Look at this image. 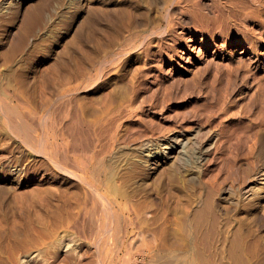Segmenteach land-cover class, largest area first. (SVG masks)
<instances>
[{
	"label": "rangeland",
	"instance_id": "1",
	"mask_svg": "<svg viewBox=\"0 0 264 264\" xmlns=\"http://www.w3.org/2000/svg\"><path fill=\"white\" fill-rule=\"evenodd\" d=\"M0 100V264H72L64 237L88 264H159L190 249L208 189L212 258L238 236L239 263L264 264V0H0ZM174 138L186 165L154 164Z\"/></svg>",
	"mask_w": 264,
	"mask_h": 264
},
{
	"label": "bare ground",
	"instance_id": "2",
	"mask_svg": "<svg viewBox=\"0 0 264 264\" xmlns=\"http://www.w3.org/2000/svg\"><path fill=\"white\" fill-rule=\"evenodd\" d=\"M250 1V0H249ZM262 1V0H261ZM260 3V2H259ZM249 4V3H248ZM238 5H239V3H238ZM252 6V5H251ZM254 6H255V3H254ZM242 7V6H241ZM246 7V6H245ZM258 7V6H257ZM253 8V7H252ZM254 10V9H253ZM258 13V12H257ZM246 45H248V44H246ZM81 70V69H80ZM79 74H81V73H79ZM78 74V75H79ZM83 75H84V73H83ZM90 76V75H89ZM82 79V78H81ZM86 79V78H85ZM92 79V78H91ZM86 82V81H85ZM2 85V84H1ZM2 87V86H1ZM9 87H11V86H9ZM60 87V86H59ZM84 87V86H83ZM7 91H8V89L9 88H5ZM21 89V88H20ZM60 89V88H59ZM62 89V88H61ZM18 90V89H17ZM23 90V89H22ZM70 90V89H69ZM2 91V90H1ZM15 91H16V89H15ZM31 91H34V90H31ZM36 91V90H35ZM58 91V90H57ZM10 92V90L8 91V92H6V91H4V94L6 95L7 93H9ZM17 92V91H16ZM19 92V91H18ZM26 92V91H25ZM12 93H14V91L12 92ZM21 93V92H20ZM9 94H11V92L9 93ZM8 94V95H9ZM17 94V95H16ZM63 94V93H62ZM15 95L16 96H18V93H15ZM13 96H14V94H13ZM15 96V97H16ZM22 97L24 96L23 94L21 95ZM20 96V97H21ZM65 96V95H64ZM3 97V96H2ZM1 97V98H2ZM11 97V96H10ZM19 97V96H18ZM30 97V96H29ZM14 97H12V99H13ZM134 98V97H133ZM4 99V98H3ZM6 99V98H5ZM10 99V98H9ZM22 99V98H21ZM20 99V100H21ZM36 99V98H35ZM16 100V99H15ZM17 100H19V99H17ZM19 100V101H20ZM26 101H28L27 99H25ZM25 100H22V102L23 101H25ZM1 101V100H0ZM3 101V100H2ZM7 101V100H6ZM10 101H11V99H10ZM25 101V102H26ZM5 102V101H4ZM29 102V101H28ZM28 102H27V104H26V106L28 105ZM36 102H37V100H36ZM9 103V102H8ZM12 103V102H11ZM18 103V102H17ZM30 103V102H29ZM46 103H48V102H46ZM46 103H45V105H46ZM19 104V103H18ZM20 104H23V106H24V103H20ZM33 104V103H32ZM38 104V103H37ZM60 104V103H59ZM4 105V104H3ZM2 106V105H1ZM9 106H11V105H9ZM33 106V105H32ZM36 106V105H35ZM118 106V105H117ZM120 106H121V104H120ZM119 106V107H120ZM28 107H31V106H28ZM61 107V106H60ZM131 107V106H130ZM132 107H134V106H132ZM35 108V107H34ZM33 108V111L34 110H36V109H34ZM39 108V107H38ZM56 108V107H55ZM138 108H139V106H138ZM4 109H6V110H8V113H11V112H13V111H11V112H9V109L7 108V107H4ZM16 109V108H15ZM52 109V108H51ZM58 109V108H57ZM56 109V110H57ZM119 109V108H118ZM127 109H128V107H127ZM134 109V108H133ZM6 110H5V114H6V118L8 119H6L7 120V122L12 126L11 128L13 129V131H14V128L15 129H18V131L21 129L20 127H22V129H24L25 130V135L27 136V135H29V130H30V127H29V123L28 124H21V123H19V124H21V125H19L18 123H17V121L15 122L14 120H15V116L14 117H11L10 115H8L7 114V112H6ZM20 110V109H19ZM25 110V109H24ZM23 110V111H24ZM44 110V109H43ZM42 110V111H43ZM56 110H55V112H56ZM115 110V109H114ZM124 110V109H123ZM29 111L31 112V110H30V108H29ZM58 111H59V109H58ZM108 111V110H107ZM117 111V110H116ZM35 112H37V111H35ZM35 112H33V113H35ZM40 112V111H39ZM60 112V111H59ZM121 112V111H120ZM13 113H15V111L13 112ZM19 113V112H18ZM28 113V112H27ZM32 113V112H31ZM15 114H17V113H15ZM29 114V113H28ZM36 114H38V113H36ZM61 114V113H60ZM117 114V113H116ZM121 114H122V112H121ZM18 115V114H17ZM22 115V114H21ZM20 115V116H21ZM41 115V114H40ZM59 115V114H58ZM58 115H56V116H58ZM75 115H77V114H75ZM19 116V115H18ZM117 116V115H116ZM138 116V115H137ZM27 117V116H26ZM30 117V116H29ZM34 117V116H33ZM82 117V116H81ZM3 118V117H2ZM43 118V117H42ZM41 118V119H42ZM48 118V117H47ZM103 118V117H102ZM113 118V117H112ZM119 118V117H118ZM37 119V118H36ZM49 119H50V117H49ZM52 119H54V116H53V118ZM59 119V118H58ZM79 119V118H78ZM114 119V118H113ZM24 120H25V118H24ZM32 120V119H31ZM48 120V119H47ZM81 119H79V122H81L80 121ZM105 120V119H104ZM26 121H27V119H26ZM34 121V120H33ZM36 121V120H35ZM34 121V122H35ZM37 121H38V119H37ZM44 121V120H43ZM62 121V120H61ZM99 121V120H98ZM110 121V120H109ZM46 122V121H45ZM54 122V121H53ZM59 122V121H58ZM57 122V123H58ZM78 122V121H77ZM106 122H108V121H106ZM5 123V122H4ZM8 123H6L7 125H8ZM38 123H39V121H38ZM57 123H55V124H57ZM61 123V122H60ZM82 123V122H81ZM114 123V122H113ZM113 123L111 124L112 126H113ZM49 124V123H48ZM80 124V123H79ZM108 124V123H107ZM109 124H110V122H109ZM38 125V124H37ZM53 125V124H52ZM59 125V124H58ZM64 125V124H63ZM106 125V124H105ZM118 125V124H117ZM116 125V126H117ZM31 126V125H30ZM50 126H51V124H50ZM55 126V125H54ZM60 126V125H59ZM109 126V125H108ZM121 126V125H120ZM52 127V126H51ZM110 127V126H109ZM119 126H117V128H118ZM56 128V127H55ZM68 128V127H67ZM106 128V127H105ZM5 129H7V128H5ZM9 129H10V126H9ZM12 129H10V131L12 130ZM21 129V130H22ZM69 129H70V127H69ZM73 129V131L75 130L74 128H72ZM77 129H78V127H77ZM20 130V131H21ZM53 130H54V128H53ZM23 131V130H22ZM56 131V130H55ZM61 131V130H60ZM65 131H66V128H65ZM76 131V130H75ZM77 131H79V130H77ZM81 131V130H80ZM85 131V130H84ZM114 131V130H113ZM116 131V130H115ZM115 131H114V133H115ZM7 132V131H6ZM24 132V131H23ZM10 133V132H9ZM66 133V132H65ZM114 133H112V135L114 134ZM124 133V132H123ZM51 134V133H50ZM78 134V133H77ZM117 134V133H116ZM22 135V134H21ZM24 135V136H25ZM55 135V134H54ZM30 136V135H29ZM56 136H58V135H56ZM62 136V135H61ZM69 136V135H68ZM75 136V135H74ZM77 136V135H76ZM82 136H84V135H82ZM127 136V135H126ZM34 137V136H33ZM80 137V136H79ZM113 137V136H112ZM27 138H30V137H28L27 136ZM47 138V137H46ZM49 138V137H48ZM57 138V137H56ZM75 138V137H74ZM77 138V137H76ZM83 138V137H82ZM178 138V137H177ZM177 138L175 139H171V140H174V142H175V145H174V143L172 144V143H170V144H172L173 146H172V151L171 152H169V154H167V155H160L161 157L160 158H158V159H155V160H153L154 161V164H158L159 163V160L161 161V162H164V161H166V159H171V158H175V159H177L178 157L179 158H181L180 156H178L177 155V153H178V151H179V145H177V144H179V141L177 140ZM31 139V138H30ZM37 139V138H36ZM39 139V138H38ZM78 139V138H77ZM76 139V140H77ZM85 139V138H84ZM29 140V139H28ZM49 140V139H48ZM64 140V139H63ZM71 140V139H70ZM180 140V139H179ZM36 141V140H35ZM72 141V140H71ZM81 141V140H80ZM31 142V141H30ZM34 142V141H33ZM50 142V141H49ZM58 142V141H57ZM70 142V141H69ZM73 142H75V141H73ZM72 142V143H73ZM85 142V141H84ZM83 142V143H84ZM149 142V141H148ZM87 143V142H86ZM151 143V142H150ZM46 144V143H45ZM64 144V143H63ZM70 144V143H69ZM85 144V143H84ZM148 144V143H147ZM182 144V143H181ZM47 145V144H46ZM45 145V146H46ZM54 145V144H53ZM58 145V144H57ZM65 145H67L66 144V142H65ZM64 145V146H65ZM146 145V144H145ZM251 146V145H250ZM30 147V146H29ZM39 147V146H38ZM56 147V146H55ZM61 147V146H60ZM72 147V146H71ZM75 147V146H74ZM45 148V147H44ZM46 148H48L47 146H46ZM58 148V147H57ZM64 148V147H63ZM66 148V147H65ZM64 148V149H65ZM151 148V147H150ZM39 149V148H38ZM52 149H53V147H52ZM72 149V148H71ZM75 149H77L76 147H75ZM146 149V148H145ZM36 150V149H35ZM46 150H48V149H46ZM50 150V149H49ZM66 150V149H65ZM105 150V149H104ZM107 150V149H106ZM58 151V150H57ZM57 151H55V152H57ZM196 151H197V154H195L194 155V158H195V162H197V163H200V165H202L203 163H205L206 161H207V159H208V156H209V153H208V150L207 149H203V148H198V149H196ZM190 152V151H189ZM66 153V152H65ZM107 153V152H106ZM49 154V153H48ZM70 154V153H69ZM68 154V155H69ZM75 154V153H74ZM129 154V153H128ZM191 154V153H190ZM104 155V154H103ZM192 155V154H191ZM53 156V155H52ZM84 157H86V156H84ZM91 157H92V155H91ZM98 157H100V156H98ZM103 157V156H102ZM105 157V156H104ZM64 157H62V159H63ZM66 158V157H65ZM64 158V159H65ZM89 158V157H88ZM182 158H183V156H182ZM193 158V157H192ZM192 158H190L191 160H192ZM52 159V158H51ZM57 159V158H56ZM98 159H100V158H98ZM118 159V158H117ZM130 159V158H129ZM60 160V159H59ZM104 160V159H103ZM133 160H134V158H133ZM179 160H181V159H177V161H179ZM88 161V160H87ZM93 161V160H92ZM96 161V160H95ZM98 161V160H97ZM101 161V160H100ZM66 162V161H65ZM90 162V161H89ZM133 162H135V161H133ZM145 162V161H144ZM174 162V161H173ZM184 162H185V160H181L177 165H179L178 166V168L179 167H181V164H183L182 166H184V165H186V164H184ZM147 163V162H146ZM186 163V162H185ZM196 163V164H197ZM56 164V163H55ZM58 164V163H57ZM98 164V163H97ZM103 164V163H102ZM130 164V163H129ZM128 164V165H129ZM132 164V163H131ZM152 164V163H151ZM153 164V165H154ZM176 164V163H175ZM195 164V163H194ZM60 165V164H59ZM115 165V164H114ZM136 165V164H135ZM144 165V164H143ZM177 165H176V167H177ZM187 165H188V163H187ZM198 165V164H197ZM61 166H63V165H61ZM69 166V165H68ZM117 166V165H116ZM174 166V165H173ZM58 168H62V167H59V166H57ZM94 167V166H93ZM100 167V166H99ZM114 167V166H113ZM133 167V166H132ZM169 167H170V165H169ZM175 167V166H174ZM98 168V167H97ZM135 168V167H134ZM66 169H68V168H66ZM129 169H131V168H129ZM141 169V168H140ZM147 169H148V167H147ZM60 170V169H59ZM62 170V169H61ZM97 170V169H96ZM101 170V169H100ZM105 170V169H104ZM109 170V169H108ZM112 170V169H111ZM167 170V169H166ZM169 171H171V168H170V170ZM92 172V171H91ZM73 173V172H72ZM75 173V172H74ZM77 173V172H76ZM98 173V172H97ZM112 173V172H111ZM131 173V172H130ZM176 173V172H175ZM57 174V173H56ZM55 174V175H56ZM92 174V173H91ZM110 174V173H109ZM108 174V175H109ZM173 176H175L174 175V172H172L171 173ZM83 175V174H82ZM112 176L114 175L113 173L111 174ZM169 175V174H168ZM112 176H110L109 175V177L110 178H112ZM95 177H96V175H95ZM98 178V177H97ZM130 178V177H129ZM177 178V177H176ZM175 178V179H176ZM109 179V178H108ZM179 179V178H178ZM87 180V179H86ZM102 180V179H101ZM110 180V179H109ZM82 181L83 182H85V180H84V178L82 179ZM99 181V180H98ZM92 182V181H91ZM115 182V181H114ZM113 182V183H114ZM91 185V184H90ZM89 185V186H90ZM108 185V184H107ZM92 186V185H91ZM106 186V185H105ZM109 186V185H108ZM107 186V188H109L110 186H111V184H110V186L108 187ZM113 186V185H112ZM111 186V187H112ZM212 187V186H211ZM250 187V186H249ZM209 188V187H208ZM109 189H111V188H109ZM112 190V189H111ZM113 190H114V186H113ZM126 190V189H125ZM213 189H208L207 190V192H206V194H205V196L203 197V199L202 200H200V201H202L201 202V204L199 205L198 204V206H196V207H194L192 210L190 209V208H188V209H190L191 211H188V213H187V211H186V216L188 217L187 218V223H186V229H189L190 230V232H191V238H192V245H191V247H190V249H188V250H182V251H177V250H173V252H170L169 254H168V252H167V254H168V256H166L165 258H166V260L164 261H161L159 264H211V261H214V262H216V264H226V262H230V264H240L239 263V261H240V259H241V254L239 253L240 251H239V247L241 246H239L238 247V245L236 244V242H237V240L235 239V238H237V237H235L234 239H232L229 243H224V244H222V247H221V253H220V255L218 254V251H217V253H215V255H219L218 256V258L216 257H214V258H212L213 257V255L214 254H212L210 251H209V243L211 244V238L213 239V237H211V234L212 235H214L213 234V232H215V230L213 231V229H216L217 227H216V225H217V223H218V220H217V215L219 216V214H217L216 213V210H215V207L217 206H215V199H214V195L216 194H213L214 193V191H212ZM227 190H229V189H227ZM249 190H250V188H248L247 190H246V192H248L249 193ZM122 192V191H121ZM129 192V191H128ZM131 192V191H130ZM111 193V192H110ZM123 193V192H122ZM121 193V194H122ZM202 193V192H201ZM199 195V194H198ZM201 195V194H200ZM199 195V196H200ZM125 196H127V195H125ZM124 196V197H125ZM131 197H133V196H131ZM193 197V196H192ZM187 198V197H186ZM185 198V199H186ZM133 199V198H132ZM127 200V199H126ZM192 200V199H191ZM135 201V200H134ZM130 202V201H129ZM136 202V201H135ZM153 202V201H152ZM187 202V201H186ZM217 202V201H216ZM234 202V201H233ZM138 203V202H137ZM178 203V202H177ZM184 203V202H183ZM188 203V202H187ZM141 204V203H140ZM179 204V203H178ZM127 205V204H126ZM151 205H152V203H151ZM187 205V204H186ZM111 206V205H110ZM143 206H144V204H143ZM150 206V205H149ZM153 206H154V204H153ZM188 206V205H187ZM92 207V206H91ZM189 207V206H188ZM111 208V207H110ZM126 208H128L127 206H126ZM185 208V207H184ZM83 209V208H82ZM134 209L135 208H133V206L131 205V210L133 211V212H137L138 211V209H135V211H134ZM150 209V208H149ZM219 209H220V207H219ZM90 210V209H89ZM115 210L118 212V210L115 208ZM127 210V209H126ZM182 210H183V208H182ZM185 210V209H184ZM218 210V209H217ZM143 211V210H142ZM145 211V210H144ZM129 212V211H128ZM131 212V211H130ZM140 212V211H139ZM138 212V213H139ZM221 212V211H220ZM109 213H111V212H109ZM112 213H113V211H112ZM147 213V212H146ZM114 214V213H113ZM112 214V215H113ZM119 214V213H118ZM129 214V213H128ZM142 214V213H141ZM154 214V213H153ZM115 215H117V214H115ZM109 216V215H108ZM114 216V215H113ZM147 216V215H146ZM116 217V216H115ZM134 217V216H133ZM229 217V216H228ZM129 218V217H128ZM141 218V217H140ZM140 218H138V219H140ZM114 219V218H113ZM117 219V218H116ZM185 219V218H184ZM117 220H119V219H117ZM145 220V219H144ZM229 220V219H228ZM89 221V220H88ZM138 221V220H137ZM137 221L133 218L132 219V217L128 220V226L130 225L131 226V228L132 229H137V228H140V226L137 224ZM141 221V220H140ZM148 221V220H147ZM72 222V221H71ZM92 222V221H91ZM117 222V221H116ZM120 222V221H119ZM125 222H126V220H125ZM142 222V221H141ZM182 222H183V219H182ZM118 223V222H117ZM152 223V222H151ZM220 223V222H219ZM219 223H218V225H219ZM82 224V223H81ZM90 224V223H89ZM92 224V223H91ZM90 224V225H91ZM79 225H80V222H79ZM84 225V224H83ZM86 225V224H85ZM84 225V226H85ZM116 225V224H115ZM119 225V224H118ZM180 225V224H179ZM185 225V224H184ZM183 225V226H184ZM217 225V226H218ZM73 226V225H72ZM77 226V225H76ZM75 226V227H76ZM87 226V225H86ZM142 226H144V225H142ZM182 226V227H183ZM116 227V226H115ZM114 227V228H115ZM137 227V228H136ZM178 227V226H177ZM219 227H221V225L219 226ZM88 228V227H87ZM111 228V227H110ZM118 228V227H117ZM164 228V227H163ZM128 229V228H127ZM182 229V228H181ZM225 229V228H224ZM121 230V229H120ZM137 230H139V229H137ZM183 230V229H182ZM217 230H218V228H217ZM216 230V232L215 233H218V231ZM240 230V229H239ZM88 231V230H87ZM91 231V230H90ZM93 231H94V229H93ZM115 231H116V229H115ZM117 231H119V230H117ZM116 231V232H117ZM188 231V230H187ZM213 231V232H212ZM120 232V231H119ZM184 232V231H183ZM92 233V232H91ZM127 233V232H126ZM145 233V232H144ZM185 233V232H184ZM187 233V232H186ZM118 234V233H117ZM116 233H115V235H117ZM235 234V233H234ZM87 235V234H86ZM96 235V234H95ZM128 235H131V237L133 238V239H135V237H133V235L132 234H130V233H128ZM141 235V234H140ZM186 235H188V233L186 234ZM127 235H125L124 234V236H123V238L122 237H119V235H118V237H119V240H118V244H120L119 246H125V242H127L128 240H130V238L128 239V237H126ZM135 236V235H134ZM112 237H113V235H112ZM117 237V238H118ZM126 237V238H125ZM234 237V236H233ZM232 237V238H233ZM69 238V237H68ZM85 238H86V236H85ZM117 238H115V239H117ZM125 238V239H124ZM224 238V237H223ZM61 239V238H60ZM95 239V238H94ZM114 239V240H115ZM123 239V240H122ZM153 239V238H152ZM226 239V238H225ZM240 239V238H239ZM77 240V239H76ZM75 240V241H76ZM99 240V239H98ZM122 240V241H121ZM234 240H236V241H234ZM117 241V240H116ZM119 241H121V242H119ZM211 241V242H210ZM81 242V241H80ZM80 242H74V243H72L71 242V240H67V239H65V237H64V240H63V243H62V245L63 246H65V247H67V251H69V252H71L72 254H71V256H72V258L73 259H71L73 262H72V264H88L89 263V261L88 260H85V253L83 254L82 252H81V250H82V246H81V244H80ZM132 242V241H131ZM134 242V241H133ZM137 242V241H136ZM152 242V241H151ZM240 242V241H239ZM82 243V242H81ZM117 243V242H116ZM148 243H150V242H148ZM191 243V242H190ZM202 243V244H201ZM207 243H208V245H207ZM57 244V243H56ZM117 244V245H118ZM201 244V245H200ZM134 245H135V243H134ZM213 245V244H212ZM129 246V245H128ZM130 246H132V244L130 245ZM211 246V245H210ZM87 247V246H86ZM132 247H134V246H132ZM142 247V246H141ZM140 247V248H141ZM154 247V246H153ZM218 247V245L216 246V248ZM182 248V247H181ZM215 248V249H216ZM121 249H123V247L121 248ZM132 249L133 248H131L130 250H131V252H133L132 251ZM161 249H163V248H161ZM214 249V248H213ZM220 249V248H219ZM30 250V249H29ZM87 250V249H86ZM158 250H160V249H158ZM217 250V249H216ZM128 251H129V248H128ZM157 252V251H156ZM160 252V251H159ZM215 252V251H214ZM242 252V251H241ZM40 252L39 251H37V250H33V251H31V252H28L27 254H25V260L24 261H26L27 263H31V262H33L34 261V259L35 258H37L38 257V254H39ZM130 253V252H129ZM128 253V254H129ZM127 254V256L130 258V256L133 254H131L130 253V255H128ZM212 254V255H211ZM84 255V256H83ZM158 255H161L160 253L158 254ZM21 256V255H20ZM69 256H70V254H69ZM164 256V255H163ZM39 257H40V255H39ZM141 256H139V258H140ZM145 257V256H144ZM161 257V256H160ZM17 258V257H16ZM124 258H125V256H124ZM142 258V257H141ZM127 260H128V262L127 261H125L127 264H129L130 263V261H129V259L128 258H126ZM131 259V258H130ZM70 260V259H69ZM68 260V261H69ZM133 260V259H132ZM4 261V260H3ZM64 261V260H63ZM149 261V260H148ZM154 261H155V259H154ZM154 261H152V262H154ZM157 261H158V259H157ZM241 261H242V259H241ZM36 262V261H35ZM34 262V263H35ZM132 262V261H131ZM25 263V262H24ZM146 262L142 259H139V260H134V262L133 263H131V264H145ZM158 263V262H157ZM45 264H47V263H45ZM50 264V263H49ZM64 264H67V263H64ZM70 264V263H69ZM123 264V263H122Z\"/></svg>",
	"mask_w": 264,
	"mask_h": 264
}]
</instances>
